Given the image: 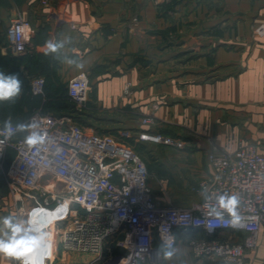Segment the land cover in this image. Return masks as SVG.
I'll return each instance as SVG.
<instances>
[{
    "label": "crops",
    "instance_id": "1",
    "mask_svg": "<svg viewBox=\"0 0 264 264\" xmlns=\"http://www.w3.org/2000/svg\"><path fill=\"white\" fill-rule=\"evenodd\" d=\"M18 11L34 26L33 53L36 57L30 69L20 65V73L23 75L31 70L32 78L44 75L49 92H55L61 88L67 90L72 77L82 71L88 72L92 84L90 101L97 105L95 109L111 113L123 109L128 114L126 118L111 119L108 125L104 124L103 116L87 111L86 116L92 121L87 119L86 126L109 128L112 129L109 133L114 135L127 132V142L133 144L145 161L140 149L148 150L162 168L160 178L164 181H161L176 186L165 189L163 197L151 178L159 201L167 198L173 201L170 203L189 206L192 201L200 200L201 193L195 187L200 178L211 174L206 157L210 145L206 136H217L220 144L231 151L237 145L235 140L227 138L230 121L220 122L224 111L232 112V105L239 117L254 119L264 126V37L256 34L250 48H241V43L235 49L226 46L231 37L243 39L244 46L252 39L251 27L264 22V0H51L50 5H43L40 0H0V36L7 41L6 46L0 45L2 55H7L8 51L14 54L8 45L6 25L7 19L9 25ZM203 21L205 25L199 27ZM188 28L190 32L181 39L190 40V43L207 39V46L217 40L218 46L198 51L199 44L195 43L197 47L192 49L197 51L198 60L195 63L192 60L190 68H182L187 61L183 59L187 50L182 46L168 48L166 40L170 36L167 33L180 34ZM53 37L63 43L56 54L59 60L54 55L44 54L45 40ZM210 58L216 62L210 63ZM235 58L240 59L239 74L215 80L214 71L223 70ZM68 59L78 60L85 67L78 70L75 65L67 64ZM0 71H6L5 65L3 69L0 66ZM205 73L206 79L200 80L198 76H205ZM127 86L133 88L130 96L124 95ZM32 97L45 100L37 95ZM150 116L154 122L144 123L143 119ZM244 125V133L250 130L247 140L263 143L258 146L262 153L264 128L247 122ZM181 126L196 129L200 135L183 133L178 129ZM145 130L181 137L189 144L178 148L140 140L139 133ZM167 165L174 170L167 171ZM178 234L175 256L158 264H225L217 258L195 257L187 232L179 231ZM200 234L206 235V232ZM61 253L69 252L62 250ZM82 255V264H88L92 255ZM0 264H12V261L0 256ZM246 264H264V227L259 247L249 253Z\"/></svg>",
    "mask_w": 264,
    "mask_h": 264
},
{
    "label": "built area",
    "instance_id": "2",
    "mask_svg": "<svg viewBox=\"0 0 264 264\" xmlns=\"http://www.w3.org/2000/svg\"><path fill=\"white\" fill-rule=\"evenodd\" d=\"M40 2L50 5L51 0ZM34 32L32 22L18 11L7 29L11 51L16 55L32 52ZM256 33L264 35V22L257 25ZM45 85L44 76L33 78L32 92L44 95ZM90 90L86 71L69 80L68 94L78 111H85ZM24 122L37 125L42 143H25L26 132L11 138L0 135V165L13 149L5 174L21 211L28 214L40 207L55 214L48 222L50 247L45 264H53L62 250L92 255L88 264H158L156 243L175 234V241L169 240L175 248L179 231L187 232L188 244L198 258L246 264L249 253L258 249L264 227V155L256 144L244 142L233 151L210 145L206 157L211 174L200 178L195 187L201 198L182 206L156 198L147 163L127 142V132L101 133L73 114L40 110ZM143 122L154 120L145 117ZM138 137L178 148L188 145L181 137L159 131H141ZM222 193L240 198V226L232 227L227 215L224 220L207 215L206 222L218 225L211 230L193 225V220L205 219L203 213L215 206L216 196ZM64 201L67 208H58Z\"/></svg>",
    "mask_w": 264,
    "mask_h": 264
},
{
    "label": "clouds",
    "instance_id": "3",
    "mask_svg": "<svg viewBox=\"0 0 264 264\" xmlns=\"http://www.w3.org/2000/svg\"><path fill=\"white\" fill-rule=\"evenodd\" d=\"M63 47V43L57 38L46 39L43 45L44 54L54 55L56 59H60L56 54ZM61 63L65 61L61 60ZM68 65H75L80 70L85 65L75 59H68ZM23 91V81L16 73L6 74L0 71V102H15ZM37 125L25 122H13L11 115L6 116L0 121V135L11 138L16 133H27L24 140L28 145H37L42 143V135L36 131ZM205 199H208L205 197ZM68 201L58 205V208L66 209ZM240 198L237 195L222 193L216 196L215 206L211 207L207 214H204V220H193L195 226L203 224L207 229L211 230L215 226L207 215H214L219 220H224L225 215L229 217V223L232 227H239L242 221L239 212ZM55 211V210H52ZM49 210L40 207L34 208L26 215H8L0 218V256L8 258L15 264H45L48 257L49 242ZM176 236L172 234L169 238L175 241ZM169 240H164L156 250L158 261H170L176 254V249L172 247Z\"/></svg>",
    "mask_w": 264,
    "mask_h": 264
},
{
    "label": "rangeland",
    "instance_id": "4",
    "mask_svg": "<svg viewBox=\"0 0 264 264\" xmlns=\"http://www.w3.org/2000/svg\"><path fill=\"white\" fill-rule=\"evenodd\" d=\"M9 12H10V7H8L7 18L9 17ZM7 20L9 22V19H7ZM8 22H7L6 28L9 26ZM204 25H205V22L203 21L202 23L199 24V27L200 26H204ZM256 27H257V25L251 27V29H252V39L250 41H247L245 46H244V44H242V43H245L244 40L243 39H239L237 37H231L232 39H230V41L227 40L226 46L230 47L231 49H235V48H239L238 47L239 43H241V45H240L241 48L242 47L250 48L254 44V40H255L254 37L257 34L256 33ZM188 32H190V28H188L187 30H184V32L180 33V34H179V32H174V31H172V32L168 31V33H167V36H170L169 39L166 40L168 48L175 49L176 46H182V49L187 50L186 54L183 55L184 56L183 59H187V61L184 62V65L182 66V68H186V67L190 68V66L192 65V64H190V62L192 60H194V63H195L196 62L195 60H198L199 55L196 54L197 51L192 49L193 47H197L195 45V43L197 45L199 44L198 46L200 47V50H198V51L207 50V48H215L216 49V47L218 46L217 45V42H218L217 40H216V42L213 45L207 46V45H205V44L208 43L207 39H198V40L194 41L193 43H190V40L181 39ZM174 35H176L178 37L172 38L171 36H174ZM257 36L258 37H264V35L260 36L258 34H257ZM0 40H2L1 41L2 45H4V46L7 45V41L4 38V36L3 37L0 36ZM202 44H204V45L201 46ZM7 51H8V49H7ZM10 54H12V53L8 51L7 52V55L9 57V59L7 60L8 61L7 71H9L8 74H12V73H16L17 74L18 72H17V70L15 68H17L19 66V64L25 66V64H27V62H28V65H29V63L31 61V58L29 59L28 57L23 56V55H18L19 57H16V58H19V59H17V60H14L13 58L11 59ZM12 55H14V54H12ZM14 56H17V55H14ZM239 60H240L239 58H235L234 62H236V63H234L232 61L229 64H227L226 68H224L223 70H221L219 68V70L214 71V74H213L214 75V79L216 80V79L220 78L221 76L222 77L237 76L239 74V70H238L239 69V65H240L239 64ZM209 61H210V63L216 62V61L212 60L211 58H210ZM9 63L10 64H14V65L16 63H18L17 64L18 66L17 65H15V66L11 65L10 66ZM26 67L29 68V66H26ZM201 67H202V65L199 68H201ZM26 73H23V77H24L23 81L29 82V81H32L33 78H35V77L32 78V71L31 70H28V73L27 74ZM18 75L20 77V72L18 73ZM204 75L205 76H203V74H200L198 76V78H200V80H202L203 78L206 79V73ZM37 76H44V75H36V77ZM212 77L213 76H211L210 79H213ZM91 91H92V84H91V90H90V93H89V99H88V101L86 103V106H85V111H88L90 113L98 114L99 117L103 116V119L106 120V122H104V124L107 123L108 125L112 121L111 119H115V118L116 119H121L122 117L123 118L127 117L128 111L123 110V109H120L119 111H114L113 110V113L109 112V110H105V111H102V112L96 110L95 107H94L96 104L94 105L90 101V99H91ZM132 92H133V88L130 87V86H127L125 88V90H124V95L130 96L132 94ZM62 98L65 101L68 100V99L65 98V96L63 97V95H62ZM52 99H53V96L49 92V86H47L46 87V92H45V100L42 101V100H37V98H34V99L31 98L30 101L27 102V105H26L27 109L25 110V114H23L21 116L22 117L25 116V115L30 116L33 113H35L38 110V108H41L40 111L52 112L53 113V111L51 109H48V107H47V103L49 101H51ZM69 100H71V98ZM71 102L73 103V106L76 107V109H77L78 104L75 101H73V100H71ZM232 107L236 108L233 105H232ZM233 108H231L232 112L224 111L223 114L220 115V122L222 123L225 120V124H226V123H228L227 121H230L231 129L228 132L229 134H228L227 138L235 140V142L237 144L236 147H235V149H236L241 143L252 142V141L247 140V138H246V136L249 135L250 130H247V132L244 133V126H245L244 122H247V124L251 123L253 126H256L259 129H261V128L263 129L264 126L259 121H255L254 119L250 120L247 117H239V115L237 114L238 111L236 109H233ZM233 112H235V113H233ZM28 116H26V118H24L21 122H24L25 119H28L27 118ZM87 119L90 120V118H87ZM90 121H92V120H90ZM180 128H181L183 133H187V134L192 135V136L193 135H196V136L200 135L199 132L196 131V129H192L189 126L178 127V129H180ZM94 130L98 131V132H101V131L110 132L112 129L107 128V129H94ZM216 137L215 136H212V137L206 136V138L209 141V145L218 144L221 147L227 149L226 147H224L223 145L220 144L219 140ZM225 138H226V136H225ZM252 143H254V142H252ZM188 144H189V142H188ZM254 144H256L257 146L263 145L262 142L261 143L260 142L259 143L256 142ZM155 147H161V146H155ZM162 147H168V146H162ZM142 150L140 149V151L142 153H144V155H145V158H146L145 162L147 163V166H148L149 171L151 173V178L154 179V183L156 185V189H158V192L163 197H165V195L163 193L164 190L168 189L169 187H174L175 188L176 186H175V184L168 183V182L166 184L165 182L161 181V180H163V179L160 178L162 176L161 175L162 168H160V165L158 164L156 159H154L152 156H150L148 154V150L147 149L142 148ZM227 150H229V149H227ZM262 154L264 155V151L263 150H262ZM12 158H13V152L8 151L7 158H6L5 162L3 163V165H0V197L4 196V195H7V197L4 200L0 199V218L8 216L10 214H12V215H17V214L26 215L20 209L21 204L18 201H16L14 195L11 193L9 185H8V182H7L6 174H5L6 173V169H7L8 165H9V163H10V160H12ZM170 166L171 165H167L166 166L167 167V171H169V172H170V170H174V168H172ZM164 170L166 171V168H164ZM165 174L168 175V172L165 173ZM161 202H173V201L168 200L166 198V199H161ZM193 202L194 201H192V203ZM29 207H30V204H29ZM81 257H83L82 253L80 254V253H76V252H69V253L63 255V253H61V251H60L58 256H57V259H55V264H69V263L70 264H82L84 259L81 258ZM107 258H108V256L104 255V260H107ZM58 261H61V263H59ZM104 262H106V261H102L100 264H105ZM12 264H15V262L12 261Z\"/></svg>",
    "mask_w": 264,
    "mask_h": 264
},
{
    "label": "trees",
    "instance_id": "5",
    "mask_svg": "<svg viewBox=\"0 0 264 264\" xmlns=\"http://www.w3.org/2000/svg\"><path fill=\"white\" fill-rule=\"evenodd\" d=\"M1 41L2 40H0V45H2ZM10 56H11V59L12 58L14 60L19 59V58H16V57H19L18 55L14 56V55L10 54ZM23 56H26L29 59L31 58L29 65L27 62V64H25V66H29V68H30L31 66L34 65L33 62H35L36 57H35V53H33V51L30 53L24 54ZM8 59H9L8 55H2L0 52V66H1V69H3V66L5 65V67H6L5 73L6 74H8V72H9V71H7V66H8L7 60ZM17 64L18 63H16L15 65H17ZM9 65L11 66L14 64L9 63ZM19 66H20V64H19ZM19 66L17 68H15L18 73L20 72L18 70ZM23 78L24 77H23L22 73H20V79L22 81H23ZM46 87H47V80H46V85H45V92H46ZM61 89H58L55 92H53V91L50 92V94H52V96H53V99L47 103L48 109H51L54 114H59V115H61V114H73L75 116V118L80 123L86 125L87 124V116H86L87 111H78L76 109V107L73 106V103L71 102L72 99L69 100L70 97L68 94V88H67V90H65L64 88H61ZM32 95L35 96L34 93L32 92V81H29V82L23 81L22 94L20 95V97L15 102H10V101L0 102V121H3V119L8 115L12 116L14 123L18 122V121L21 122L24 118H26V116H28V115H25L23 117L21 115L25 114L26 109L24 110V108L26 107L27 102L30 101L31 98L34 99V97H32ZM62 95H63V97L65 96V98L68 100L67 101L63 100ZM37 96L45 98V94L44 95H37ZM37 100H40V99H37ZM49 113H52V112H49ZM101 133H106V132H101ZM9 151L13 152V157H14V155H15L14 150L9 149ZM10 162H11V160H10Z\"/></svg>",
    "mask_w": 264,
    "mask_h": 264
},
{
    "label": "bare ground",
    "instance_id": "6",
    "mask_svg": "<svg viewBox=\"0 0 264 264\" xmlns=\"http://www.w3.org/2000/svg\"><path fill=\"white\" fill-rule=\"evenodd\" d=\"M55 214L54 213H50L49 214V221L53 220ZM52 229H54V226H52Z\"/></svg>",
    "mask_w": 264,
    "mask_h": 264
}]
</instances>
